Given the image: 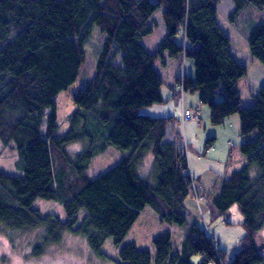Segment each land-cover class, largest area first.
Returning a JSON list of instances; mask_svg holds the SVG:
<instances>
[{
	"label": "trees",
	"instance_id": "16d2710c",
	"mask_svg": "<svg viewBox=\"0 0 264 264\" xmlns=\"http://www.w3.org/2000/svg\"><path fill=\"white\" fill-rule=\"evenodd\" d=\"M219 1L0 0V140L4 145L13 143L24 171L10 175L0 170V224L20 231L41 228L43 236L33 255L69 232L84 237L91 251L101 256L105 240L120 245L146 206L162 221L182 225L188 220L183 211L186 199L192 198L190 184L201 179L189 172L180 134L171 143L163 141L171 117L140 112L162 102V79L154 63L169 53L193 61V75L183 74V80L180 75L174 83L181 84L183 94L197 91L199 100L210 108L212 123L238 115L244 138L238 147L246 163L219 177L209 201L216 213L235 206L241 215L238 223L245 235L229 264L264 263V252L255 240L264 228V84L253 103L241 107L238 81L247 66L230 52V39L217 20ZM232 1L230 20L245 6L264 9V0ZM157 11L166 34L150 52L141 40L156 28ZM92 25L104 35L95 74L73 93L77 109L70 117L71 128L56 136L55 98L79 76L86 56L83 44ZM178 34L182 42L176 41ZM246 42L252 57L264 64V23L248 31ZM189 43L198 47L192 49ZM174 83L172 89L179 94ZM46 108L50 112L42 137L39 126ZM86 112L97 122L111 124L104 146L126 152L119 163L95 178L84 172L94 155L92 137L79 129L87 122ZM85 137L88 147L70 160L65 147ZM214 139H207L206 150ZM54 157L59 159L55 169ZM145 161L150 169L143 177L138 168ZM68 167L75 172L71 177L66 175ZM37 198L61 203L66 220L32 208ZM80 211L84 215L77 225ZM206 233L192 222L179 251L172 247L169 232L159 234L153 238V258L149 250L132 242L121 245L116 264H194L190 260L194 254L202 257L199 264L223 263L224 254Z\"/></svg>",
	"mask_w": 264,
	"mask_h": 264
},
{
	"label": "rangeland",
	"instance_id": "374dc122",
	"mask_svg": "<svg viewBox=\"0 0 264 264\" xmlns=\"http://www.w3.org/2000/svg\"><path fill=\"white\" fill-rule=\"evenodd\" d=\"M159 14L160 11H157L154 16L158 17ZM220 14L221 17H224V10L221 9ZM219 20L224 32L232 38L233 45L242 52L247 44L246 35L248 31L259 23H264V11L258 13L254 8L246 6L239 10L228 21L229 23L221 18ZM178 36L180 34L175 37V39L177 38L176 41L182 42V38ZM103 37L104 35L100 32L99 27L92 25L90 33L83 44L86 56L79 76L66 90L58 93L55 98L56 122L58 125L55 132L56 136L63 135L71 128L70 117L77 109L72 101V95L83 88L95 74L96 59L102 49ZM161 39H163L161 29L156 27L151 34L143 37V43L147 50H153V47L156 48ZM189 46L194 49L198 47V43H189ZM119 57L117 56L116 60ZM240 59L243 63L246 61L249 64L247 62L248 58L240 56ZM170 62L173 61H167V64ZM161 63V60L157 59L154 65L161 73L160 95L162 102L142 107L140 112L149 115L172 116L168 129L171 124L178 128L180 134L178 140L183 148L186 144V149L184 148V150H186L187 159L189 155L194 156L196 160L191 157L195 164L194 169L203 171L199 176H193L201 180H193L192 185L190 184L191 189H197V195L195 196L192 191V198L190 199L196 206L195 211L191 212L190 217L187 218L188 220L182 225L165 222L159 218L153 208L146 206L140 212L120 245H114L111 238L105 240L100 249L101 256L95 255L91 251L84 237L73 235L69 232H63L58 243L44 246L40 254L33 255L34 246L40 242L43 236L41 228L32 231H20L8 229L0 224V264H116V261L120 260L119 247L131 242L139 249L149 250L153 258L155 255L153 238L164 232H169L171 234L172 247L179 251L185 238L182 241L180 240L192 222H197L205 228L206 234L209 235L208 238L212 237L214 239V244L224 254V261L221 264L230 263L234 255L240 250L242 238L245 235L244 227L238 223L241 221V215L235 206L224 213L214 212L211 201L207 197L219 186L221 181L219 177L229 176L232 171L240 169L246 163V159L238 147L239 143L244 139L239 133L238 115H231L219 124L212 123L210 108L199 100L197 91H185L181 99L180 95L170 87V83L167 80L169 73H164ZM193 66V61L190 58H184L180 62L178 76L183 69H185L187 74L191 73L193 75ZM260 66L262 65L260 64ZM168 69L169 67L166 70L168 71ZM254 73L252 72L248 79H245L246 77L241 78L238 83L241 107H247L253 103L252 94L256 93L260 87L253 85L252 77L255 78L257 74ZM219 96L217 99H222V96ZM183 108L190 109L195 118L182 121ZM49 112L50 108L44 110L40 122L39 132L42 137L46 133ZM86 117L87 122L84 125L81 124L79 129H83L88 136L92 137L91 148L94 151V155L84 172L89 178H95L119 163L126 152L120 151L111 145L104 146L109 133L108 126L111 124L107 125L106 123L97 122L89 112H86ZM211 136L215 137V139L206 150L207 139ZM88 145V137H85L83 140L67 145L65 151L69 159L73 160L75 155L83 151ZM19 161L20 158L17 150L13 148V143L4 145L0 140V170L10 175H24ZM52 161L55 169L59 165V159L54 157ZM138 169L139 173L145 177L150 169V163L145 161ZM66 171V175L69 177L75 173L71 167H68ZM251 174L254 176L255 170H252ZM204 192H207L206 196ZM194 197H197L199 202ZM32 208L39 210L42 215H53L62 221L67 218L62 204L55 200L37 198L32 203ZM83 215L84 212L80 211L77 225ZM227 221L237 223H229ZM255 240L257 244L264 240V228L257 234ZM201 259L202 257L197 254L190 257L191 262L194 264H199Z\"/></svg>",
	"mask_w": 264,
	"mask_h": 264
},
{
	"label": "crops",
	"instance_id": "0c3cea01",
	"mask_svg": "<svg viewBox=\"0 0 264 264\" xmlns=\"http://www.w3.org/2000/svg\"><path fill=\"white\" fill-rule=\"evenodd\" d=\"M246 7V6H245ZM248 7V6H247ZM250 7V6H249ZM253 8V7H252ZM224 10V17H221V14H220V10ZM233 9H234V4H233V1L232 0H220L219 2H218V4H217V20H218V23H219V25L221 26V24H220V18L222 19V20H224V21H229L230 19H228V15L233 11ZM255 9V8H254ZM255 10H257V9H255ZM258 11V10H257ZM264 11V9L263 10H261V11H258V13H262ZM261 15V14H260ZM156 18V20H157V28H160L161 29V32H162V36H163V38H164V36H165V34H166V32H165V29H164V25H163V22H162V19H161V15L159 14V16L158 17H155ZM229 23V22H228ZM230 24H232L231 22H230ZM229 24V25H230ZM221 28H222V26H221ZM223 29V28H222ZM179 35V34H178ZM181 35L182 34H180V36H178V37H181ZM228 37H229V35H228ZM182 38V37H181ZM177 39V38H176ZM229 39H230V45H229V48H230V52L232 53V55L236 58V60H238L240 63H242V64H244V65H246L247 66V73H246V75L244 76V77H246L245 79H248L249 77H250V75H251V73L252 72H255L254 74H256V76H255V78H253L252 77V81H254V86H261L262 84H264V64H262V63H260L258 60H256L255 58H253L252 57V55L251 54H249V52H248V46H247V44L245 45V47H244V50L242 51V52H240L239 50H237V48L233 45L234 44V42L232 41V38L231 37H229ZM162 40V39H161ZM142 44L144 45V43H143V38H142ZM160 43V42H159ZM158 46V45H157ZM157 46H156V48H157ZM144 47H145V45H144ZM155 47H153V50H148V51H150V52H152V51H155V49H154ZM145 49H146V47H145ZM147 50V49H146ZM167 55V56H166ZM250 55V56H249ZM240 56L241 57H243V58H248V60H247V62H249V64L248 63H246V61L243 63L242 62V60L240 59ZM165 57H168V58H165ZM166 59H168V60H166ZM184 59V58H183ZM182 59V60H183ZM255 59V60H254ZM167 61H173V62H170L169 64H167ZM180 62H181V60H180V58H179V56L177 55V56H170L169 55V53H164V56H163V61H162V63H161V65H163V71H164V73H166V74H168L169 73V75L167 76V80H168V82L170 83V87L172 88V86H173V83H174V81L178 78V71H179V68H180ZM259 63V64H258ZM260 64L262 65V66H260ZM155 66V65H154ZM169 67V69H168V71L166 70L167 68ZM156 68V67H155ZM171 68V69H170ZM157 70V69H156ZM157 72L159 73V75H160V77H161V73L157 70ZM182 73L184 74V75H186L187 73H186V71H185V69H183L182 70ZM181 73V74H182ZM180 74V75H181ZM189 74H191V73H189ZM179 75V76H180ZM243 78V77H242ZM162 79V78H161ZM241 80V79H240ZM239 80V81H240ZM239 81H238V83H239ZM249 82V84L250 85H252L251 84V82L250 81H248ZM260 88V87H259ZM259 90V89H258ZM238 91H240L239 89H238ZM255 92V91H254ZM257 93V92H256ZM256 93H253L252 94V98H254V95L256 94ZM239 95H240V92H239ZM149 115V114H148ZM150 116H155V117H165V116H158V115H150ZM167 117H172V116H167ZM171 122V120H169L167 123H166V126H165V130H164V133H165V135H164V138H163V141L164 142H166V143H171V142H173V141H175L176 140V138H177V134L179 133V131H178V128L175 126V125H172L171 124V126H170V128L168 129V124ZM191 157H193V159L194 160H196V158L194 157V156H191V155H189L188 156V166H189V172H190V174H192V176H199L201 173H203V171H199V170H195L194 168H195V164H194V161L191 159ZM225 176V175H224ZM218 187V186H217ZM217 187L213 190V194H214V192L216 191V189H217ZM206 196V195H205ZM208 199H210L209 197H207ZM195 211V206H194V204H193V202H192V200L190 199V198H187L186 199V201H185V208H184V214H186V215H188L189 217H190V214H191V212H194ZM189 229V228H188ZM188 229H186V233L182 236V238H181V240L180 241H182L186 236H187V234H188ZM184 232H185V230H184Z\"/></svg>",
	"mask_w": 264,
	"mask_h": 264
},
{
	"label": "built area",
	"instance_id": "2783aa9c",
	"mask_svg": "<svg viewBox=\"0 0 264 264\" xmlns=\"http://www.w3.org/2000/svg\"><path fill=\"white\" fill-rule=\"evenodd\" d=\"M183 77H184V75L182 73L181 74V79L182 80H183ZM174 87L177 89V91L179 92V95H180V97L182 99L183 93H182V86H181V84L176 82V83H174ZM183 109H184V111L182 113V121H186V120H190V119H194L195 118V115L192 114V112H191L190 109H186V108H183ZM184 142H185V140H184ZM184 148L186 149V144H185V147ZM185 152H186V150H185ZM191 185H192V183H191ZM191 191H193V193L195 194V196L197 195V193H196L197 192V189L192 188ZM195 199L197 200V202H199V200L197 199V197Z\"/></svg>",
	"mask_w": 264,
	"mask_h": 264
},
{
	"label": "water",
	"instance_id": "95a60500",
	"mask_svg": "<svg viewBox=\"0 0 264 264\" xmlns=\"http://www.w3.org/2000/svg\"><path fill=\"white\" fill-rule=\"evenodd\" d=\"M259 250L264 252V240L257 244Z\"/></svg>",
	"mask_w": 264,
	"mask_h": 264
}]
</instances>
